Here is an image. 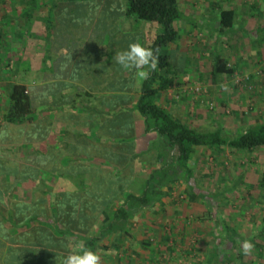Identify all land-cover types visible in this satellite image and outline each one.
I'll use <instances>...</instances> for the list:
<instances>
[{"label": "crops", "instance_id": "obj_1", "mask_svg": "<svg viewBox=\"0 0 264 264\" xmlns=\"http://www.w3.org/2000/svg\"><path fill=\"white\" fill-rule=\"evenodd\" d=\"M5 1L0 2V10L19 12V32L10 24L6 30L17 37L7 35L6 43L0 42V264L8 258L12 264H64L69 254L82 252L81 235L96 236L106 217L113 218L123 204L124 196L130 191L140 194L148 174L159 167V154L149 161L146 153L150 156L151 151L160 150L161 139L158 133L147 132L145 118L136 107L153 71L143 77L138 70L113 62L116 53L128 48L121 36H114V41L97 33L101 38L95 37L100 2L106 0H37L30 28H22L29 18L21 15L23 9L33 7V0ZM127 10L128 6L125 15ZM78 16L85 17L80 25L83 31L72 29ZM153 41L148 37L139 43L149 47ZM187 50L180 41L167 47L173 57L179 52L191 60L185 61L177 86L160 101L179 120L182 104L172 96L188 81L187 69L193 67ZM17 83L28 87L32 105L25 120L12 122L7 119L9 87ZM131 175L132 184L110 206L95 201L98 190L110 195L114 185L127 183ZM83 205L95 215L86 233L81 222ZM146 210L132 219L145 216L141 213ZM143 232L140 228L138 236L131 234L130 227L129 234L107 236L109 250L100 251L104 256L100 264H119L121 253L154 261L157 246H144ZM153 232L156 235L157 229ZM180 232L182 241L184 232ZM128 235L148 252L133 249ZM116 237L115 248L110 240Z\"/></svg>", "mask_w": 264, "mask_h": 264}, {"label": "rangeland", "instance_id": "obj_2", "mask_svg": "<svg viewBox=\"0 0 264 264\" xmlns=\"http://www.w3.org/2000/svg\"><path fill=\"white\" fill-rule=\"evenodd\" d=\"M40 1L42 0H38ZM179 1L186 15L177 23L181 34L180 44L188 49L187 52L193 62V67L187 69L188 72L190 71L187 76L188 81L178 89L182 95L179 94L177 97V92H173L172 96L182 104V109L178 111L181 112L180 118L200 131L223 127L225 134L231 136H236L243 128L263 122L264 35H258L255 30L264 27V0ZM105 2H100L102 7L98 13L96 38L99 37L98 35L104 38L108 36V40L112 41L114 36L115 38L121 36L118 38L124 39L123 46H129L131 43H139V40L146 42L148 37L155 40L163 31V27L156 22L138 20L125 15L129 0ZM220 8L234 10L236 34L221 35L219 38L214 28L218 26L215 15L219 16ZM4 13L0 10V15ZM40 13L37 12V16H40ZM18 14V11L12 12L15 19ZM84 18L76 17L77 25L72 28L74 31H83L84 26L80 25ZM40 21L38 19L37 23ZM12 25V28L19 32L18 20ZM122 30H126V33H122ZM258 37H263V40L258 41ZM216 48L229 58L232 65L238 64L236 75L218 84L210 77ZM175 54L177 67L181 70L186 66L185 61L188 60L189 63L191 58L179 52ZM82 59H86V55H83ZM95 60L93 58V61ZM18 137L23 136L18 133ZM160 152L156 149L151 151L150 156L146 153L147 158L153 161ZM194 157L196 158L195 175L200 180L196 187L197 193H220L224 187L232 185L231 183L237 178H240L243 184L237 186L235 190L227 191L218 200L200 197L192 199L191 195L187 194L189 192L187 184L178 180L173 186L172 195L163 199V207L161 205L156 209H148L145 214L141 213L145 216L139 214L138 218L130 222L131 234H136L141 228L144 231L142 235L144 242L155 239L149 246L152 247L154 244L157 246L155 260L151 261L148 258L142 260L141 256L121 253L119 264H206L209 247L218 242L213 234L215 231L223 230L224 221H229L237 228L238 236L235 244L228 240L223 248L236 255L239 247L245 241H249L253 247L251 252L246 254L244 261L247 264H264V237H259L264 235V231H261L264 225V187H261L264 147L253 151L197 148ZM133 173L132 169L131 174ZM212 205H217L219 208L213 209ZM154 228L157 229L156 235L153 232ZM180 231L184 232L182 241L179 237ZM258 234L259 236H256ZM127 241L129 245L134 243L133 249L140 248L148 252L144 247L146 245L142 247L136 244L137 240L131 235ZM182 249L183 253L179 251ZM116 261L117 258H114L113 262ZM238 263L241 264V260ZM217 264L230 263L220 261Z\"/></svg>", "mask_w": 264, "mask_h": 264}, {"label": "trees", "instance_id": "obj_3", "mask_svg": "<svg viewBox=\"0 0 264 264\" xmlns=\"http://www.w3.org/2000/svg\"><path fill=\"white\" fill-rule=\"evenodd\" d=\"M0 2H2L3 5L7 3L5 0H0ZM22 2H25V0H22ZM32 3L33 7L28 10L23 9L21 16L23 18H29V22L26 23V25H22V28H26L27 25L28 28H30L32 24L33 19L31 14L38 6L37 0H33ZM128 4L127 13L130 17H134L138 20L156 22L163 27V31L158 34L153 44L148 47L153 49L158 55V67L144 82L142 94L136 105L137 110H139L145 118L147 132L158 133L162 148L160 146L161 152L157 159L159 167L148 174L146 185L144 189L141 190V193L138 194L130 191L126 194L123 204L115 210L113 218H110V215L106 217L104 225L96 236L88 237L83 235L84 233L81 235L83 239V250L94 251L100 257H104L100 253L101 250H109L108 245L105 244L107 236L112 234H117L116 236H118L120 233L129 234L131 227L130 219H132L138 211L146 208L151 209L155 206L157 207L164 198L170 197L174 189L171 184L176 185L178 180H182L187 184L189 191L187 194L191 195L192 199L200 197L203 199L214 198L218 200L219 197H222L227 191L235 190L237 186L243 184V181L237 178L231 183L232 185H227L220 193H197V183L200 182L195 175L196 158L194 156L197 148H215L219 150L227 148L230 150L253 151L264 147V121L249 126L248 128H243L236 136H231L225 134L223 127L200 131L179 120L163 107L160 102L162 95L177 86V77L182 70H179L177 67L176 59L173 57L174 54L167 51V47L171 44H179L181 34L177 23L186 15L181 9L179 0H129ZM234 16V10L231 9H221L219 16L218 14L215 15L218 26H215L214 29L218 32L219 38L221 35L230 36L237 33V30L235 31ZM15 18L16 17H13L12 14L4 13L0 15V42L5 41L6 43L8 39L7 35L8 37H17V33H9L6 30V27H10V24L16 22ZM255 32L258 35H264V27L257 28ZM263 37H258L257 40L261 41ZM0 65L2 64L0 63ZM237 68L238 64L232 65L227 56L223 55L218 48L215 49L213 69L210 75L214 83L218 84L225 80H230L236 75ZM0 75H2L1 67ZM9 88L11 106L9 112H7V119L12 122H21L25 120L26 116L31 112L32 100L27 91L28 87L25 84L17 83L12 84ZM179 94L181 93H178L177 97ZM115 98L117 99V97ZM132 179L131 175L127 183L125 180H122V184L119 181L117 185L113 186L114 188L110 195H108L106 191L99 190L97 194L92 192L91 195H96L95 201L98 202L99 205L110 206L109 204H112L113 200L127 191L128 186L133 182ZM261 187H264V172L261 180ZM219 205L221 204L219 203ZM212 207L213 209H217L216 207L219 208L217 205H212ZM92 212L93 211L88 209L86 205L82 206L81 222L86 224H83L85 226V228L83 227L85 233L93 225V218L95 215H93ZM69 223L72 222L70 221ZM222 226L223 230H221V232L215 231L213 234L214 238L218 240L219 243L216 242L214 246L209 247L206 256V264H217L220 261L229 262L230 264H239L238 262L240 260L241 264H247V262L244 261L246 254L243 251V245L239 247V252L236 255L232 253V251L228 252L223 248L228 240L234 244L237 242V228L233 227L229 221H224ZM261 231H264V225ZM256 236H259V234ZM259 237H264V235ZM166 239L168 238L166 237ZM112 242L113 240H110V244L115 247L119 244V239L116 237L114 242ZM151 244V241L144 242L146 246H150ZM3 246L5 245L2 244V247ZM234 246L236 247V245ZM179 251L183 253V249ZM12 263L13 261L8 258V260L4 261L2 264Z\"/></svg>", "mask_w": 264, "mask_h": 264}, {"label": "clouds", "instance_id": "obj_4", "mask_svg": "<svg viewBox=\"0 0 264 264\" xmlns=\"http://www.w3.org/2000/svg\"><path fill=\"white\" fill-rule=\"evenodd\" d=\"M113 62L125 69L134 68L140 72L141 76L147 77L149 72L157 69L159 57L153 49L136 42L131 43L126 50L116 53L113 56ZM252 247L249 241H245L243 243L244 253H250ZM100 260L101 257L96 252L83 250L69 254L64 264H100Z\"/></svg>", "mask_w": 264, "mask_h": 264}]
</instances>
